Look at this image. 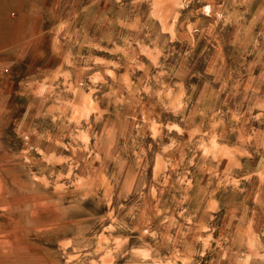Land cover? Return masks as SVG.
Returning <instances> with one entry per match:
<instances>
[{"label": "rangeland", "instance_id": "rangeland-1", "mask_svg": "<svg viewBox=\"0 0 264 264\" xmlns=\"http://www.w3.org/2000/svg\"><path fill=\"white\" fill-rule=\"evenodd\" d=\"M43 2L0 0V264H264V0Z\"/></svg>", "mask_w": 264, "mask_h": 264}, {"label": "crops", "instance_id": "crops-1", "mask_svg": "<svg viewBox=\"0 0 264 264\" xmlns=\"http://www.w3.org/2000/svg\"><path fill=\"white\" fill-rule=\"evenodd\" d=\"M26 3H27V6H28V9H29V15L31 16V11H30V0H26ZM43 4L45 5V0H44ZM44 5H43V6H44ZM44 7H45V6H44ZM44 7H42V9L40 8V9L38 10V17H40L41 10H43ZM33 12H34V11H33ZM28 25H29V23H28Z\"/></svg>", "mask_w": 264, "mask_h": 264}]
</instances>
